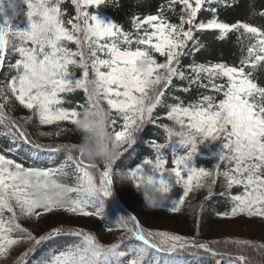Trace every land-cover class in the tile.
Here are the masks:
<instances>
[{
    "label": "snow or ice",
    "instance_id": "snow-or-ice-1",
    "mask_svg": "<svg viewBox=\"0 0 264 264\" xmlns=\"http://www.w3.org/2000/svg\"><path fill=\"white\" fill-rule=\"evenodd\" d=\"M103 2L72 0L77 15L75 22L67 21L69 28L61 18V0H7V4L0 0V17H3L0 65L4 64L6 54L15 52L20 57L9 64L16 75L6 78V83L0 87V97L8 101L10 92L15 101L38 117L41 125L70 121L85 133L95 134L98 140L95 148L89 151H94L104 162L101 171L96 159L85 154L87 143L80 146V156L70 159L82 174L78 176L80 182L70 187L53 178L60 170L26 168L0 154V257L8 255L12 246L25 239L40 245L61 232L54 228L47 237L37 239L24 233L18 222L19 216L39 217L38 209L52 211L54 208L88 216L93 212L87 209L95 206L100 195H112V161L120 154L119 149L126 151L125 145L131 148L137 143L138 134L146 123L154 122L153 111L162 103L165 89L172 84L173 78H185L178 65L188 42L193 39L194 30L227 32L243 29L256 38V43L247 48V57L241 60L239 67L224 63L193 67L195 79L190 82L196 83L204 77L208 84L201 83L200 86L208 88L210 85L211 91L223 98L217 102L213 95H202L197 102L187 106L182 101L171 105L166 118L178 128L164 125L168 143L153 142L157 153L155 160H143L129 170L128 176L142 189L153 207H162L163 202L169 200L170 210L175 212L194 189L208 187L211 193L215 176L221 173L198 167L195 157L202 141L219 142V151L215 155L229 165L222 173L226 188L233 185L243 188L242 193L231 197L235 203L230 215L246 213L264 217V87L253 81L251 71H245L248 65L255 68L256 62H264V29L241 22L229 25L216 19L197 22L204 0H194V3L193 0H171L172 4L179 2L183 6L178 24L170 23L162 16L147 15L142 20H134L137 32L133 34L84 10ZM21 4L26 5V27L13 24ZM65 42L74 43L76 50L66 47ZM154 54L164 57V62H158ZM70 66L79 67L82 78H75ZM220 79L225 83H216ZM73 89H83L87 94L86 103L96 114V119L89 120L87 111L81 114L61 106L64 103L61 94ZM4 109L5 104L0 103V122H6L12 143L22 141L41 149L43 146L34 144L19 122L6 115ZM110 110L122 120L120 130H115L117 119ZM109 124L113 126L112 132L107 131ZM166 148L171 151L174 165L170 169L166 167ZM178 149H185V154H178ZM146 165L151 167L146 169ZM95 173H99L98 182ZM207 178L211 180L206 182ZM181 184L182 195L179 200H172L169 193ZM71 194H75V198ZM99 211L97 208L96 214ZM5 213L9 214L7 218ZM130 219L135 221V217ZM129 231L142 246L131 250L132 258L126 264H151L149 250L153 249L169 254L189 247L202 249L220 257L216 264H222L227 255L213 251L204 243L196 244L167 232L145 233L138 223ZM77 235L83 237L79 245L53 253L40 264H122L124 253L117 250L119 245L105 247L91 234ZM34 250L29 246L23 257ZM20 264H24V260ZM226 264H251V261L243 254L228 255Z\"/></svg>",
    "mask_w": 264,
    "mask_h": 264
},
{
    "label": "trees",
    "instance_id": "trees-1",
    "mask_svg": "<svg viewBox=\"0 0 264 264\" xmlns=\"http://www.w3.org/2000/svg\"><path fill=\"white\" fill-rule=\"evenodd\" d=\"M5 3L7 4V0H5ZM236 3L238 4L236 5ZM203 5L207 6V10H204V17L198 22L216 19L221 23L229 25L237 23V18H239L237 16L242 8L240 7L239 0H204ZM60 7L61 18L64 20L65 26L70 28L67 21L70 19L74 21V17L77 15L76 5L72 3V0H61ZM182 7L179 2L172 4L171 0H104L101 5H92L84 10L89 11L90 14H97L105 22H113L125 32L136 34L137 30L133 23L135 19L142 20L147 15H158L170 23L178 24L182 15ZM253 9L257 10L256 14L259 15V18H264V0H259V4L257 5L254 4ZM25 13L26 5L21 4L19 14L13 21L14 26H27ZM9 14L11 13L9 12ZM198 18L199 14H197L196 20ZM2 22L3 17H0V23ZM185 28H187V25H185ZM260 28L264 29V24L260 25ZM140 31L142 32L143 29ZM235 31L236 29H231L227 32L220 29H205L209 39L206 42H197L195 36H193V39L188 42L185 54L181 56L178 65L179 71L185 73V78H173L172 84L165 89L166 95L162 98V103L153 111L154 122L146 123L142 129V131L144 129L147 131L146 135H143L141 131L138 134L137 143L131 148H127L125 145L127 150L125 151L123 148L119 149L118 152L120 154L113 159L111 186L114 197L129 209L133 215L125 214L123 210H121L120 214L117 211L114 212L113 209L104 214L103 209L97 205L90 206L87 209L93 212L92 215L88 216L67 212L63 208H54L52 211L38 209L37 211L41 212L39 217L19 216L18 222L24 233H30L37 239L41 236L47 237L54 228L61 229L60 233H71V235L77 233L91 234L100 245L105 247H110L113 244L119 245L117 250L124 253L121 257L122 264H126L132 258L131 250L142 246V242L136 241L129 231L138 222L145 233H155L157 230L163 231V229H168L185 236L196 244L204 243L215 251L225 253L227 255L222 260L225 264L228 255L236 256L240 254L245 255L251 261V264H264V248H262L264 246V217L248 216L246 213L235 216L230 215L235 203L231 197L242 193L243 188L238 185H233L230 189L226 188V182L222 173L227 171L229 165L218 160L215 155L219 151V142L211 140L202 141L198 145V152L195 157V163L198 167H203L213 173L219 170L221 173V175L215 176L216 183L211 185V193H209L208 187L194 189L175 212L170 210L171 203L169 200H165L162 207H153L143 194L142 189L138 188L136 182L128 176L129 170L134 169L143 160L149 159L154 161L152 158L142 156L144 152H150L153 148V142L160 144L169 140L168 134L163 127L164 125L178 128V126L174 125L173 121H169L166 118V112L171 105L182 101L183 105L187 106L189 103L197 102L202 95H213L217 102L223 98L221 94L211 91L210 85L208 88L200 86L201 83L208 84V80L204 77L196 83L190 82V80L195 79V74L192 71L193 67L201 64L207 66L216 63L239 67L241 60L247 57V48L256 43V38L253 36L249 38L243 54L236 63L224 60L222 57L214 58L211 62H198L195 61L192 53L193 49L197 47L214 48L209 43L211 40L218 38L227 39ZM65 44L66 47L73 51L76 50L74 43L65 42ZM219 44H222V42ZM135 47L136 45H133V48ZM154 55L158 62H164V57L159 56V54ZM19 58L18 53L15 52H12L10 55L6 54L4 64L0 65V87L4 86L6 78L10 79L11 76L16 75L15 70L9 67V64L14 63ZM77 59L79 58L77 57ZM70 71L75 78H82V70L79 67L70 66ZM245 71H251L253 81L259 86L264 87V62H256L255 68L248 65L245 67ZM216 83H225V80L220 79ZM8 98V101H5L3 97H0V103L5 104V114L19 122L29 134L30 140L34 144L43 146L42 149H56L61 153L63 152V154L64 152L67 153L72 158H78L80 156L79 147L87 143L90 135H94L85 133L70 121L41 125L38 117L32 111L20 105L18 101H15L10 92L8 93ZM61 98L64 101L61 106L65 109H75L81 114L86 111H93L86 103L87 94L83 89H73L70 92L62 93ZM103 106L107 109L106 103ZM110 111H112V116L117 119V124L114 126L115 130H120L123 123L122 120L119 119L114 110ZM0 123L2 125L0 135H7L8 127L6 126V122ZM112 130L113 126L109 124L107 131L112 132ZM149 131L150 134H148ZM7 136L11 139L9 135ZM0 154L23 164L26 168L33 167L57 171L51 166L27 165L19 159V155H13L10 151L7 152L4 147H0ZM95 162L97 167L102 171L104 162L99 158ZM85 163H87L86 159ZM150 167V165L145 166L146 169ZM95 175L98 182L99 173H95ZM53 178L58 183L70 187L78 184L68 181L66 176L60 173ZM210 180L211 178H207L206 182ZM182 193L183 185H176L172 192L169 193V196L172 200H179ZM71 195L75 198V194ZM101 196L97 200H102ZM97 208L100 210L99 214H96ZM17 212L19 213L18 209ZM224 213H228L229 215H222ZM8 215V213H5V218ZM130 217H135V221L131 220ZM231 223H238L242 229L241 233H235L236 236L234 237L226 236L225 230L221 231L222 228L229 226ZM254 230L257 231L256 234ZM77 239L78 241L75 244L62 245L58 248L55 245L50 247L42 246V243L46 239L40 245H34L32 241L25 239L21 243L12 246L8 255L0 257V264H20L21 260H24V264H40L43 259L51 256L53 253L68 250L74 245H79L83 237L78 235ZM29 246H33L35 250L24 258L22 254L28 251ZM149 251L151 264H179L182 260H187L184 258L189 256V254H195V256L203 259L202 261L205 260L204 262L206 263L220 259L219 256L214 257L212 254L196 248H191V251L177 250L171 254L158 253L154 249Z\"/></svg>",
    "mask_w": 264,
    "mask_h": 264
},
{
    "label": "rangeland",
    "instance_id": "rangeland-1",
    "mask_svg": "<svg viewBox=\"0 0 264 264\" xmlns=\"http://www.w3.org/2000/svg\"><path fill=\"white\" fill-rule=\"evenodd\" d=\"M237 4L238 3H236V5ZM239 4H240V7L242 8L240 9V13L237 16L239 17L237 18V22L247 23L251 26H255L259 28H260V25L264 24V18H259V15L256 14L257 10L253 9L254 4L255 5L259 4V0H239ZM251 36H252L251 34L245 33L243 29H236V31L227 39L211 40L209 43L210 45L212 44L214 46V48L212 49H208L205 47L203 48L197 47L196 49H193V53H192L193 58L195 59V61H198V62H204V61L211 62L214 58L222 57L224 60L236 63L241 57V55L243 54L245 45L248 42L249 38H251ZM207 40L209 39L206 34L200 33L197 36V41L199 42H206ZM219 42H222V44L218 45ZM0 128H2L1 123H0ZM160 144H167V143H160ZM0 147H4L8 150L10 148L11 150L9 151L12 152L14 155L15 154L19 155L22 161L25 160V161H28L29 163L38 162V163H47L48 165H53L58 170H60L59 171L60 174H65L66 178L69 181H78V176L82 174V170L80 172L77 171L76 165L72 162V159L66 158V157L63 158L62 157L63 154L58 153L54 157L53 155L48 154L47 152L35 150L36 148H34L33 146L27 147L26 144H24L21 141H18V143L14 145L12 143V140L6 134L0 135ZM165 152H167L168 154V163L166 167L170 169L174 166L172 163L171 151L170 149L166 148ZM185 152H186L185 149H178V154L182 155V154H185ZM156 154H157L156 149L153 148V150H150V152L149 151L144 152L143 157H149L155 160ZM107 198L110 201V199H112V196L107 197ZM108 206L110 207V205ZM114 208L116 209L115 206ZM121 210L122 209H119L117 210V212L121 214ZM123 211L127 215L130 213L129 209H128V212L125 210ZM224 230H225L226 236L234 237L236 236L235 233L240 234L242 229L240 228L238 223H231L229 224V226H226L221 229V231H224ZM156 232H167L171 235L181 236L185 238L186 241H190L185 236H182L181 234L175 233L168 229H163V231L157 230ZM254 233L256 234L257 231L254 230ZM58 240L59 239L53 240L51 241V243H54V242L61 243L62 241L64 242V240H61V241H58ZM57 245H60V244H57ZM191 248L192 247H189L185 250L191 251ZM216 252L218 251L216 250ZM189 256H193L191 257L192 259H195V257H198V256H195V254H189ZM197 264H200V263H197ZM209 264H216V260L209 262ZM222 264H224L223 261H222Z\"/></svg>",
    "mask_w": 264,
    "mask_h": 264
},
{
    "label": "clouds",
    "instance_id": "clouds-1",
    "mask_svg": "<svg viewBox=\"0 0 264 264\" xmlns=\"http://www.w3.org/2000/svg\"><path fill=\"white\" fill-rule=\"evenodd\" d=\"M88 119L89 120H94L96 119V114L94 112H88ZM98 140V136H96L95 134L94 135H90L88 137V141H87V147L85 148V154L88 155V154H91L93 156V158L97 159H101L100 157H96L95 156V152H91L89 150L91 149H94L95 148V144H96V141Z\"/></svg>",
    "mask_w": 264,
    "mask_h": 264
}]
</instances>
